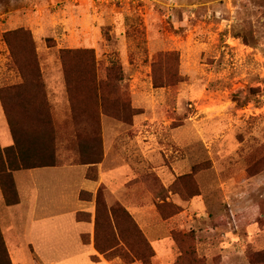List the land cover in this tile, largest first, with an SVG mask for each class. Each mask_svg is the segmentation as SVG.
I'll return each mask as SVG.
<instances>
[{"label": "rangeland", "instance_id": "obj_1", "mask_svg": "<svg viewBox=\"0 0 264 264\" xmlns=\"http://www.w3.org/2000/svg\"><path fill=\"white\" fill-rule=\"evenodd\" d=\"M6 36L33 50L59 107L45 114L55 163L91 160L79 156L91 148L126 171L119 194L101 187L94 199L102 258L264 264V0H0V93L20 131L32 122L11 102L23 80ZM65 70L88 95L70 100ZM4 219L12 264L96 262H64V241L38 237L34 253Z\"/></svg>", "mask_w": 264, "mask_h": 264}, {"label": "crops", "instance_id": "obj_2", "mask_svg": "<svg viewBox=\"0 0 264 264\" xmlns=\"http://www.w3.org/2000/svg\"><path fill=\"white\" fill-rule=\"evenodd\" d=\"M46 95L49 96L48 90ZM49 107L50 112L53 109L59 110L52 99ZM12 145L13 137L0 101V148L6 149ZM107 154L104 153L102 162L95 165L55 163L14 171L12 177L19 202L8 206L0 189V230L8 253L10 248L1 217L5 218L9 233L14 231L21 235L22 231L34 253V249L37 251V244L40 245L35 240L38 237L40 242L47 239L46 245L52 246V249H55L54 246L59 247V241H64L65 246L71 248L70 253H67L69 258L64 262L84 261L91 256L96 259L95 264H112L96 252L92 240L94 199L97 191L104 187L113 195L119 194L121 180L118 179L126 172L120 163ZM59 156V153H54V159L57 160ZM91 168L94 169L95 178L88 177ZM83 193L91 194V200L82 199ZM107 204L112 206L111 203ZM123 206L128 208L126 204ZM84 214L89 217L87 220L79 218ZM49 264L59 263L52 261Z\"/></svg>", "mask_w": 264, "mask_h": 264}, {"label": "trees", "instance_id": "obj_3", "mask_svg": "<svg viewBox=\"0 0 264 264\" xmlns=\"http://www.w3.org/2000/svg\"><path fill=\"white\" fill-rule=\"evenodd\" d=\"M17 32L18 31L15 30L7 36H17ZM7 36L5 37V42L9 48L10 59H12L14 67L21 75V78L23 80V82L19 84V86L10 88V90L13 91L12 93H14V91L19 92L18 95L11 94L12 96L14 95L13 97L15 98L11 99V102H13V104L17 106H20L21 102L25 104L23 114L25 115L26 120L23 122V124H26L28 121L32 122L31 125L21 128L20 131L16 129V127H14L13 125L12 119L10 118V116H8L9 112L8 109H6L7 102L5 101V96L2 95L1 91L0 98L2 99L3 104L5 105V112L9 119V126L13 137V145L6 149L0 148V189L4 196L5 203L8 206H12L19 202L12 173L17 170L54 165L55 159L53 150L54 143L56 141L55 137H50L49 139L47 136L49 129H51L50 133H52V131L55 129L54 127L50 126V117L48 120L45 115L48 112L49 105H47L45 97L46 92L44 89L42 75L38 67L37 61L35 60L33 50L31 48H27L24 45V42H20L21 39L19 42L17 41V44H15V46H12ZM64 78L66 82V91L70 100L75 101L74 99H82V97L89 94L87 93V91H84L85 88L81 87L80 85H77V82H81L84 79L80 76V73L78 71H76L72 75L71 72L65 70ZM74 84L77 86H75ZM94 91L97 90L94 89ZM19 98L20 102L18 101ZM24 100H26L27 102H25ZM70 108L71 111L75 112L76 107L74 108V106L72 107L70 105ZM86 130L92 131L93 129H90V127L82 129V131ZM75 132L79 131L75 129ZM84 135L86 134L84 133ZM86 150L87 153H81V150H79V156L81 157V155H91L93 158L89 156L91 160L81 162V164L95 165L102 162L103 155L101 154V152L98 153V156L96 155V158H94V151L91 148H86ZM99 191L100 189L97 191L95 197H97ZM89 196L91 199V195ZM95 201L97 205V199H95ZM114 216L115 211H111V217L113 220ZM99 252L100 254L107 257L101 250ZM0 264H12L10 261L8 250L1 234V230Z\"/></svg>", "mask_w": 264, "mask_h": 264}]
</instances>
